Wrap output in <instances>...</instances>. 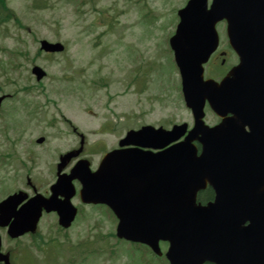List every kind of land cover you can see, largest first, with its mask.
<instances>
[{
    "label": "water",
    "instance_id": "1",
    "mask_svg": "<svg viewBox=\"0 0 264 264\" xmlns=\"http://www.w3.org/2000/svg\"><path fill=\"white\" fill-rule=\"evenodd\" d=\"M180 14L181 22L171 45L187 104L197 117L201 116L205 100L220 115L225 114L226 106L237 112L203 131L199 156L194 150L190 153V137L183 142L185 146L170 149L173 165L164 167L163 190L157 192L163 201L157 207L149 204L143 215V235L152 241L165 233L175 235L178 246L171 256L172 264H200L205 260L216 264H264V257H260L264 239L258 238L259 229L264 230V33L258 29H264V0H212L209 8L207 0H189ZM223 18L229 42L240 61L224 81H203L202 64L218 45L215 24ZM43 47L52 51L61 48L47 43ZM237 101L241 107H233L232 102ZM245 125L249 132L244 130ZM182 132L180 127L175 129L174 137L171 133L164 139L169 142ZM178 155L186 157L179 172ZM207 182L215 189V200L197 206L195 194ZM65 183L58 182L52 188L48 201L34 199L19 211L16 197L0 203V225L13 217L10 233L33 227L42 206L58 210L67 224L73 216V210L66 211L72 191L64 200L55 198L57 192H69ZM130 206L126 199L117 204L123 210ZM245 221H249L245 232L238 233L239 223Z\"/></svg>",
    "mask_w": 264,
    "mask_h": 264
},
{
    "label": "rangeland",
    "instance_id": "2",
    "mask_svg": "<svg viewBox=\"0 0 264 264\" xmlns=\"http://www.w3.org/2000/svg\"><path fill=\"white\" fill-rule=\"evenodd\" d=\"M46 1L53 3L54 7L52 8L46 7L43 10H39L30 7L31 0H8V4L16 11V14L20 17L23 26L19 28V26L14 24L13 21H10L8 22L6 27L0 28L1 31L3 29H6V32L3 30V32L6 34L4 36L0 35V86L4 91L16 93V97H20L22 94H24V92L20 90V86L34 83L33 79L28 75V68L32 62L30 58L32 57V55L35 54L37 50L38 47L37 42L39 39L42 38L48 40L53 39L52 41H54L56 40V38L60 37L66 40L69 46V49L67 51L70 57L69 62L72 65L73 69H77L79 65L78 62L79 55L76 54L78 52L76 48L79 46L78 43L80 41L89 44V38L92 39H99L104 37L114 38L112 34H106V33L99 34L100 33L98 29V26L100 25L99 23L89 25V22L91 21L92 18L87 2L82 4L81 16L80 18H78L76 14L73 12L72 7L69 4H66L64 0H46ZM108 1L109 0H97L99 6L105 5V3ZM182 2L183 1H177L176 4L172 6V12H170L164 17L162 24L163 25L162 32L153 33V31L151 30L147 31V28H145L142 32H140L139 23L137 22V26H134V24H128V22L126 21V16L124 14H121L120 15L121 17L119 19L118 18L115 19V14H110V13L102 15V18H104L109 25H115L117 27H122V28L128 26L127 29L125 28V32L130 42L126 44V48H122V50L126 54L129 52H136L138 54V51L142 47V46H134L135 43H133L131 40L137 37L139 39H145L146 41L148 40V36H150L149 38L153 41L155 47L159 51H163V54L165 55L166 58V62L163 63V66L159 70H161V72L164 74L166 73L168 74V73H172L176 68L174 62L171 59V55L169 52L170 50L167 44L168 41L167 39L169 35L173 32V29L175 27L176 8L180 6ZM144 25L147 24L144 23ZM218 27L219 28L217 29L219 31L220 39L222 43V41H224V36H225L224 28L223 26H218ZM77 30L82 31L84 35L83 36L78 35ZM7 35L10 37H7ZM4 47H6L7 49L6 50L3 49ZM16 49H22L24 51H27V53L31 57H29L27 60H24L23 56L19 54V52ZM151 51L152 50L149 49L148 54H150ZM43 55L44 54H39L38 56L39 58L36 60L37 62L44 64L49 69L50 77L44 83L47 84L48 87H51L53 84H57L62 74H64L65 71L63 66L64 60L62 59V57L60 58V54H55L58 55L57 57L62 59L63 61L61 60L62 61L61 62L60 60L59 61L57 60V62H50L45 60L46 58ZM124 56L125 55H123L122 57L124 58ZM133 56H137L140 59V55H133ZM82 59H83L82 67L88 69L90 58H88L87 55H82ZM109 68L112 69V71H110L109 73L111 74V79L113 82L112 86H113L115 82L122 80L124 78L127 70H123L122 68L115 67L114 64L111 63L108 66V68L105 70L109 71ZM93 70L94 68H91L89 74L93 72ZM156 76H158V73L156 74ZM141 77L142 74L138 73V78L140 79ZM152 77L153 75L150 76L148 81L149 90L146 91V95L148 96L147 99H149L150 95L154 94V92L161 93V91L159 90V86L170 88L171 90L168 91V93L170 94H173V91L175 92L172 86L173 84L172 82L162 80L155 84H151ZM115 89L120 90V88H115ZM24 98L28 99V96H24ZM116 98L117 97H115V99ZM104 99L105 97H103L102 100ZM168 99L170 100L171 98L168 97ZM173 99L174 98L172 97L170 102L175 101ZM121 100L122 102L119 103L120 107L135 102V98L133 96H132V100H129L124 97L121 98ZM144 100L145 99L141 98V101ZM157 102L158 101L155 100L152 103L156 106ZM75 118L77 119V116ZM86 118L87 117L84 116V119ZM8 120L14 123V120L11 118V115H8ZM4 123L6 124V126L10 127L8 128L9 131L13 129L15 132H18L24 127L23 124H13L6 121H4ZM1 138L2 136L0 135V140ZM10 161H11V157H8L6 159V162L9 163ZM0 189L2 190L0 191V193L5 194L7 190H10V187L8 184H5L4 181L3 183H1ZM1 196L2 195H0V197ZM75 224L76 225L73 228L67 231L72 241H77L78 239L82 238L85 233L84 230L87 228L97 227L102 230H107L111 227L112 221L107 217L99 218V214L91 213L90 215L83 214ZM41 226H42L41 231L44 236L47 235L57 236L58 239H62L63 234L62 233L57 234L56 229L53 225V218L43 219ZM7 245H14V244L10 240H8ZM123 246L128 247L129 245L123 243ZM146 258L149 264L163 263L162 261L157 260L158 258L152 254H148ZM22 261L24 263L28 262L27 259L25 258H23ZM100 263L102 262L99 261V264ZM115 264H122V263L118 262Z\"/></svg>",
    "mask_w": 264,
    "mask_h": 264
},
{
    "label": "flooded vegetation",
    "instance_id": "3",
    "mask_svg": "<svg viewBox=\"0 0 264 264\" xmlns=\"http://www.w3.org/2000/svg\"><path fill=\"white\" fill-rule=\"evenodd\" d=\"M217 57H218L217 55H213V58H216L217 59ZM228 58H229V55H225L224 58H222V62H225ZM210 115L213 116V114H210ZM199 196L201 198H203V200L205 202H207L209 200V198H210V195L208 194L207 191L201 192Z\"/></svg>",
    "mask_w": 264,
    "mask_h": 264
},
{
    "label": "trees",
    "instance_id": "4",
    "mask_svg": "<svg viewBox=\"0 0 264 264\" xmlns=\"http://www.w3.org/2000/svg\"><path fill=\"white\" fill-rule=\"evenodd\" d=\"M6 12L5 0H0V22L6 17Z\"/></svg>",
    "mask_w": 264,
    "mask_h": 264
},
{
    "label": "bare ground",
    "instance_id": "5",
    "mask_svg": "<svg viewBox=\"0 0 264 264\" xmlns=\"http://www.w3.org/2000/svg\"><path fill=\"white\" fill-rule=\"evenodd\" d=\"M179 171V170H178Z\"/></svg>",
    "mask_w": 264,
    "mask_h": 264
}]
</instances>
